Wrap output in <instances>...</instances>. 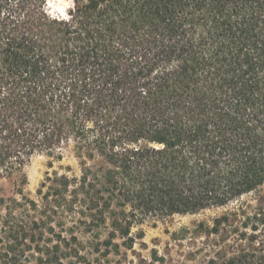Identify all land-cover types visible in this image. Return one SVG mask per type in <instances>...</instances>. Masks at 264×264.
<instances>
[{"label":"trees","instance_id":"trees-1","mask_svg":"<svg viewBox=\"0 0 264 264\" xmlns=\"http://www.w3.org/2000/svg\"><path fill=\"white\" fill-rule=\"evenodd\" d=\"M47 5L0 0V177L69 151L67 205L115 248L264 184V0H72L68 21ZM209 232L221 264H264L263 209Z\"/></svg>","mask_w":264,"mask_h":264},{"label":"rangeland","instance_id":"rangeland-1","mask_svg":"<svg viewBox=\"0 0 264 264\" xmlns=\"http://www.w3.org/2000/svg\"><path fill=\"white\" fill-rule=\"evenodd\" d=\"M47 6L52 11L58 0ZM23 173L25 181L20 174L0 177V264H221V233L209 232L215 219L239 207L264 210L263 184L225 206L136 225L132 247L116 238L115 248L107 243L108 227L84 223L56 181L61 174L80 176L73 154L61 160L36 154Z\"/></svg>","mask_w":264,"mask_h":264},{"label":"clouds","instance_id":"clouds-1","mask_svg":"<svg viewBox=\"0 0 264 264\" xmlns=\"http://www.w3.org/2000/svg\"><path fill=\"white\" fill-rule=\"evenodd\" d=\"M46 4H50V0H45ZM58 7L54 8L51 12L48 11V8L45 7L43 10L46 14L55 17L57 20L68 21L70 16L65 14L66 8L73 7L72 0H58Z\"/></svg>","mask_w":264,"mask_h":264}]
</instances>
